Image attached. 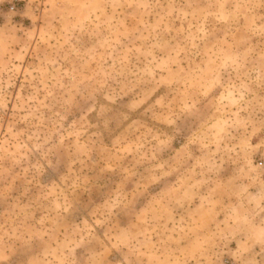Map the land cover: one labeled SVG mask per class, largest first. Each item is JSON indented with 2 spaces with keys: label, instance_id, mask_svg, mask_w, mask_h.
Segmentation results:
<instances>
[{
  "label": "rangeland",
  "instance_id": "rangeland-1",
  "mask_svg": "<svg viewBox=\"0 0 264 264\" xmlns=\"http://www.w3.org/2000/svg\"><path fill=\"white\" fill-rule=\"evenodd\" d=\"M0 264H264V0H0Z\"/></svg>",
  "mask_w": 264,
  "mask_h": 264
}]
</instances>
